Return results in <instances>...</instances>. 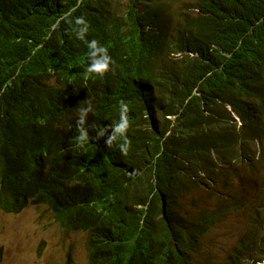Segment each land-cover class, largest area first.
<instances>
[{
	"label": "trees",
	"instance_id": "1",
	"mask_svg": "<svg viewBox=\"0 0 264 264\" xmlns=\"http://www.w3.org/2000/svg\"><path fill=\"white\" fill-rule=\"evenodd\" d=\"M183 2L172 26L170 0H0V209L44 204L62 228L87 230V264H194L224 205L191 200L190 212L181 197L218 194L208 182L226 152L264 165V0ZM93 39L115 62L102 77L87 72ZM121 100L126 156L122 140L106 146L111 128L97 139ZM251 225L231 264L264 244V204Z\"/></svg>",
	"mask_w": 264,
	"mask_h": 264
},
{
	"label": "rangeland",
	"instance_id": "2",
	"mask_svg": "<svg viewBox=\"0 0 264 264\" xmlns=\"http://www.w3.org/2000/svg\"><path fill=\"white\" fill-rule=\"evenodd\" d=\"M184 4L183 0H170L166 16L172 26L180 17L178 7ZM177 56L181 54H170L172 59ZM255 148H259L258 142ZM235 154L216 157L211 174L217 179L209 180L208 186L216 187L218 194L205 198L198 190L181 197V209L190 212L194 211L191 200L203 208L224 205L198 247L190 252L194 264H231L234 248L253 230V218L264 204V165L258 162L247 169L237 164ZM234 199L239 200L237 205H227ZM88 237L87 230L62 228L44 204L30 203L17 213L0 209V264H87ZM263 256L264 244L257 242V252L246 253L244 263L264 264V260L259 261Z\"/></svg>",
	"mask_w": 264,
	"mask_h": 264
},
{
	"label": "clouds",
	"instance_id": "3",
	"mask_svg": "<svg viewBox=\"0 0 264 264\" xmlns=\"http://www.w3.org/2000/svg\"><path fill=\"white\" fill-rule=\"evenodd\" d=\"M61 19H64L71 23V21L68 20V15H65ZM75 24L79 26L78 28L73 29L76 37L82 41L85 40L86 34L89 31L88 22L83 16H80L76 17ZM87 47L89 49L88 58L90 61L87 67V72L102 77L106 72L111 70L110 65L114 64L115 62L108 55V49L106 47L100 46L97 40L93 39L87 42ZM129 111V105L121 100L119 104V122L114 126L101 128L97 132V139H99L101 137H104L108 128H111V134L107 136L105 144L107 147H112L114 142L122 140V142L118 143L117 146L121 154L125 156L128 154L131 147V141L127 136V131L130 127V121L128 117ZM78 112L79 114L77 119V127L79 135L77 137V144L83 146L85 142L90 139L88 127L86 126V124L88 114L92 112V108L90 105L88 107H81ZM92 127H94V125Z\"/></svg>",
	"mask_w": 264,
	"mask_h": 264
},
{
	"label": "bare ground",
	"instance_id": "4",
	"mask_svg": "<svg viewBox=\"0 0 264 264\" xmlns=\"http://www.w3.org/2000/svg\"><path fill=\"white\" fill-rule=\"evenodd\" d=\"M35 79H37V78H35Z\"/></svg>",
	"mask_w": 264,
	"mask_h": 264
}]
</instances>
